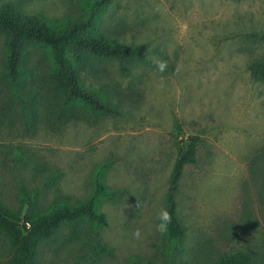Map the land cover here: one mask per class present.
Wrapping results in <instances>:
<instances>
[{"label":"rangeland","instance_id":"obj_1","mask_svg":"<svg viewBox=\"0 0 264 264\" xmlns=\"http://www.w3.org/2000/svg\"><path fill=\"white\" fill-rule=\"evenodd\" d=\"M93 0H3L64 26ZM94 32L126 46L146 44L154 64L88 56L83 85L117 105L110 115L86 107L85 119L55 125L26 75L53 67L49 51L25 52L18 85L6 71L0 35V200L24 214L97 196L106 224H84L112 248L100 255L66 241L73 224L43 243L37 264H215L244 250L264 264V0H112ZM160 65H163L161 69ZM189 135L201 138L176 192L186 228L170 239L157 228L176 159ZM23 216V215H22ZM0 230V264L13 254Z\"/></svg>","mask_w":264,"mask_h":264},{"label":"trees","instance_id":"obj_2","mask_svg":"<svg viewBox=\"0 0 264 264\" xmlns=\"http://www.w3.org/2000/svg\"><path fill=\"white\" fill-rule=\"evenodd\" d=\"M111 1L93 0L87 16L56 27L42 14H27L13 4L0 0V35L5 40L6 71L12 84L18 85L26 74L22 72V65L28 47L43 45L49 51L53 67L47 68L44 74L36 75L31 70L26 75L29 82L41 91L33 95V102L42 106L55 125L84 120L83 109L86 107L101 114H122L117 105L83 85L81 74L88 67V56L154 64L146 53V44L126 46L105 33L93 31L98 11ZM248 36L264 40V34L250 33ZM250 71L255 80L264 82V58L254 62ZM200 141L198 135H189L173 167L165 206L171 217L167 228L170 239H180L186 234V228L177 214L176 192L185 167L197 162ZM98 194L79 204L65 203L41 213L35 212L33 206L38 193L31 196L23 191V201L28 203L24 214L11 210L0 200V230L5 232L14 246L12 256L3 264H37L43 243L54 239L66 224L74 225L66 235L67 242L95 250L100 255H111L112 248L83 226L106 224V218L97 208ZM215 264H252V256L244 250L230 251Z\"/></svg>","mask_w":264,"mask_h":264},{"label":"clouds","instance_id":"obj_3","mask_svg":"<svg viewBox=\"0 0 264 264\" xmlns=\"http://www.w3.org/2000/svg\"><path fill=\"white\" fill-rule=\"evenodd\" d=\"M161 69H163V65H160ZM160 223L158 224L157 228L160 232H166L168 225L171 223V217L167 210H162L159 214Z\"/></svg>","mask_w":264,"mask_h":264}]
</instances>
